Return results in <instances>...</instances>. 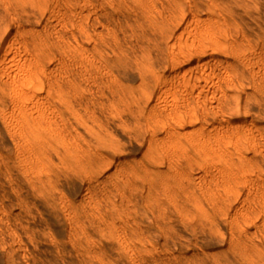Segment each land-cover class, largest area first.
I'll list each match as a JSON object with an SVG mask.
<instances>
[{"label": "rangeland", "instance_id": "1", "mask_svg": "<svg viewBox=\"0 0 264 264\" xmlns=\"http://www.w3.org/2000/svg\"><path fill=\"white\" fill-rule=\"evenodd\" d=\"M0 264H264V0H0Z\"/></svg>", "mask_w": 264, "mask_h": 264}]
</instances>
